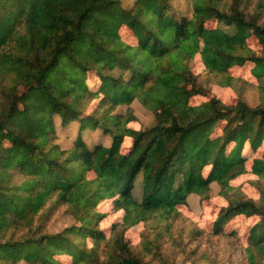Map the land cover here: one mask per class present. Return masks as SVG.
<instances>
[{
	"label": "trees",
	"instance_id": "16d2710c",
	"mask_svg": "<svg viewBox=\"0 0 264 264\" xmlns=\"http://www.w3.org/2000/svg\"><path fill=\"white\" fill-rule=\"evenodd\" d=\"M245 64L248 77L232 75ZM214 87L231 89L234 102ZM134 101L152 113L150 126L132 114ZM57 119L78 123L68 147ZM96 129L107 142L82 137ZM247 174L256 196L232 183ZM211 185L225 205L205 230L179 206L190 194L208 198ZM59 208L72 221L50 233ZM109 211L122 215L104 230ZM238 215L257 217L246 243L223 231ZM139 222L133 243L125 233ZM62 255L264 264V0H0V264H60Z\"/></svg>",
	"mask_w": 264,
	"mask_h": 264
},
{
	"label": "rangeland",
	"instance_id": "374dc122",
	"mask_svg": "<svg viewBox=\"0 0 264 264\" xmlns=\"http://www.w3.org/2000/svg\"><path fill=\"white\" fill-rule=\"evenodd\" d=\"M124 6H129L132 3V0H122ZM208 26L214 27V22H209ZM221 28L225 31L231 32L233 29L226 25H220ZM121 35L124 40L126 41H133L131 32L126 28L121 29ZM250 43L254 44V39L251 38L249 41ZM251 64H245L244 66H234L230 68V72L234 76L238 77H248L250 74ZM196 72H199L202 67L196 65L194 67ZM96 78L93 75L88 76V85L91 88H94L97 85ZM214 91L221 97L224 102H234L235 96L234 92L229 88H222V87H214ZM247 101L250 105H255L257 103V91L255 88H250L246 93ZM202 100L200 97H193L190 99V103L196 104ZM93 104V102H92ZM126 106H121L118 108V111L125 112ZM131 112L135 115L142 124V127H148L151 125L153 120L152 113L144 108L139 102L134 101L131 104ZM133 128H137L139 124L137 122H133L129 124ZM56 127L58 130V138L57 141L63 147H68L72 143L73 139L76 137L78 132V123L76 121H71L67 126H63L58 119L56 120ZM82 137L89 143L101 141L103 143L107 142L108 137L102 136L100 130H93V131H85L82 133ZM131 146V139L130 137H126L122 144V151H128ZM92 175V174H91ZM250 175L240 176L232 181L233 184H240L242 189L247 192L249 195L256 196V190L252 187L248 182L247 178ZM217 186L211 185V191L209 196L206 199H203L201 202L199 201V197L196 194H190L187 198L188 206H179V209L194 221L197 225L204 228L205 230H211L213 226V222L218 214V211L222 205H225V201L217 196L218 188ZM100 209L106 211L110 209V205L101 204ZM122 215L121 211L116 212H107L105 218L101 222V228L107 230L112 222L118 220ZM257 220L256 216H252L246 218L244 216L238 215L234 216L229 219L223 227V231L225 233H233L236 235L243 243H246V237L248 234L249 227ZM71 217L66 213L64 208H59L54 213L50 215L47 219V230L50 233L57 232L61 230L63 227L69 225L71 223ZM143 229V222H139L133 226H131L125 233L126 237L130 239L133 243H137L139 241V233ZM214 241V249L220 251L223 250L225 247V241L217 242L216 239ZM60 264H72L71 258L69 255H62L58 257ZM19 264H27L24 261H20Z\"/></svg>",
	"mask_w": 264,
	"mask_h": 264
}]
</instances>
